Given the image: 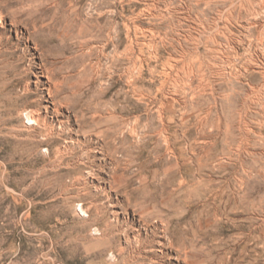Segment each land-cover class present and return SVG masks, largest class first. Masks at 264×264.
Segmentation results:
<instances>
[{
    "label": "rangeland",
    "instance_id": "obj_1",
    "mask_svg": "<svg viewBox=\"0 0 264 264\" xmlns=\"http://www.w3.org/2000/svg\"><path fill=\"white\" fill-rule=\"evenodd\" d=\"M0 36V264H264V0H0Z\"/></svg>",
    "mask_w": 264,
    "mask_h": 264
},
{
    "label": "bare ground",
    "instance_id": "obj_2",
    "mask_svg": "<svg viewBox=\"0 0 264 264\" xmlns=\"http://www.w3.org/2000/svg\"><path fill=\"white\" fill-rule=\"evenodd\" d=\"M98 7V6H97ZM108 8H111V7H108ZM97 9V8H96ZM72 10V9H71ZM100 12H101V14L103 13L102 11H103V9H98ZM72 11H74V10H72ZM98 12V11H97ZM74 13V12H73ZM71 14V15H74V14ZM102 16V15H101ZM62 20H61V23H62V36L64 37V39H70V38H74V37H76V36H79V37H86V36H90V34L92 33V29L90 28V27H87L86 25H84V24H77L78 22H76V21H74L72 18H71V16L69 15V14H67V13H63L62 14ZM81 18V17H80ZM78 19V18H77ZM97 25V24H96ZM127 26V25H126ZM132 26V25H131ZM130 27V26H129ZM33 28V27H32ZM32 28H30V29H32ZM34 29V28H33ZM94 30V29H93ZM99 30V29H98ZM104 31V30H103ZM132 32V31H131ZM131 34V33H130ZM93 35V34H92ZM96 36V35H95ZM137 36V35H136ZM46 37V36H45ZM58 37V36H57ZM107 37H108V39H109V41H113V42H115L116 41V39H117V36H116V34H115V32L112 30V29H110L109 31H108V33H107ZM41 38V37H40ZM94 38V37H93ZM96 38V37H95ZM37 39H38V37H37ZM45 39V38H44ZM46 39H47V37H46ZM21 40V39H20ZM39 40V39H38ZM43 40V39H42ZM75 40V39H74ZM97 40V39H96ZM99 40V39H98ZM97 40V41H98ZM32 41H34V33L33 34H31V37H29V39H27V43H30V42H32ZM40 41V40H39ZM47 41V40H46ZM50 41V40H49ZM117 41H118V39H117ZM139 42V41H138ZM0 43H2L3 44V38L0 36ZM44 43V42H43ZM97 43V42H96ZM115 43H117V42H115ZM34 44H35V47L33 48L34 50V54H32V55H34V68L35 67H38L39 66V69H40V72L42 73L41 75L42 76H46L48 79H49V81H50V87H49V89H48V94H49V96H51V97H55L56 95H58V94H61V93H63V95H64V93H67L68 94V92H70L69 90H68V85H69V83H70V80L67 78V77H65V76H62L61 75V68H60V66L58 65V62L56 61V56H55V54H54V52H52L50 49H45L44 48V50L42 49V47H44V46H42V45H40L41 43L40 42H36L35 43V41H34ZM100 44V43H99ZM82 45V44H81ZM106 45V44H105ZM135 45V44H134ZM47 46V43L45 44V47ZM86 46V45H85ZM92 46V45H91ZM99 46H101V45H99ZM52 47V46H51ZM79 47V46H78ZM93 47H94V45H93ZM104 47V46H103ZM108 47V46H107ZM115 47V46H114ZM120 47V46H119ZM49 48H50V46H49ZM90 48V47H89ZM53 49V48H52ZM82 49V48H81ZM42 51L41 52V55L39 56V59H41L42 60V63H40V64H36V62H35V60H36V54H38V52L39 51ZM131 50L132 49H130L129 48V46L128 47H126L125 48V50H124V53H123V55H125V57H127V59L129 60V61H131L132 60V57H131ZM32 52V48H30V47H28L27 46V48L24 50V52L26 53V52ZM56 52V51H55ZM118 52V46H116L115 47V54ZM142 52V51H141ZM136 53V52H135ZM28 54V53H27ZM141 54V53H140ZM142 55H143V53H142ZM121 56V55H120ZM135 56V55H134ZM113 57V56H112ZM110 58V57H109ZM114 59V58H113ZM134 59V58H133ZM58 60V59H57ZM81 60H82V57H81ZM81 60H79L78 61V63H77V66H78V73H79V75H85V74H87V72H88V69L86 68V66L83 64V62L81 63ZM136 61V60H135ZM85 62V61H84ZM116 62V61H115ZM254 62H255V60H254ZM257 62V61H256ZM96 63V62H95ZM130 63H132V61L130 62ZM99 64V63H98ZM245 64H247V63H245ZM255 64V63H254ZM36 65H38V66H36ZM111 65V64H110ZM130 65V64H129ZM4 66H5V68H6V70L7 71H9V72H17L16 70H17V67H16V65H14L13 63H11V62H5V64H4ZM31 67L32 69H33V62H32V60L30 59L29 60V63H28V67ZM243 66H244V64H243ZM27 67V68H28ZM247 67V66H246ZM252 67H253V65H252ZM97 69V72H96V79L98 78L100 81H105V72H104V70H103V67L101 66V64H99L98 65V67H96ZM111 68H112V65H111ZM125 68H127V67H125ZM137 68V67H136ZM109 69H110V67H108L107 68V72L109 71ZM113 69V68H112ZM111 69V70H112ZM130 69V68H129ZM128 69V70H129ZM133 69V68H132ZM135 69V68H134ZM229 69V68H228ZM249 69V68H248ZM256 69V68H255ZM30 70L31 69H28V71L30 72ZM261 70H262V73H264V66L261 68ZM27 71V72H28ZM220 71V70H219ZM224 71V70H223ZM231 71V70H230ZM232 71H234V69L232 70ZM240 71V70H239ZM256 71V70H255ZM259 71V70H258ZM91 72V71H90ZM132 72V71H131ZM229 72V71H228ZM227 72V73H228ZM241 72H242V70H241ZM92 73V72H91ZM127 73V72H126ZM222 73V72H221ZM231 73V72H230ZM234 72H232L231 74H233ZM244 73H245V71H244ZM95 74V73H94ZM243 74V73H242ZM246 74V73H245ZM229 75V74H228ZM130 76V75H129ZM90 77H91V75H90ZM94 77V76H93ZM219 77V76H218ZM242 77V76H241ZM223 78V77H222ZM228 78V77H227ZM108 79V78H107ZM81 80V79H80ZM79 80V81H80ZM93 80H95V79H93ZM108 82H109V80H107ZM225 81V80H224ZM242 81V80H241ZM11 82H12V80H11ZM11 82H5V84H3L5 87L9 84V83H11ZM223 82V81H222ZM81 82H79V84H80ZM105 83V82H104ZM133 83V82H132ZM13 84V83H12ZM38 84V83H37ZM75 85V84H74ZM77 89V88H76ZM25 90L26 91H29V86H26V88H25ZM72 94V95H71ZM70 95H71V97L74 99L73 101H74V103L75 104H77L78 105V103H76V102H79L78 100H80L78 97H79V94H80V91L79 90H73L72 91V93H71ZM60 96V95H59ZM229 96V95H228ZM64 97V96H63ZM65 99H66V101L64 102H62L61 103V105H70V106H72V99H69V98H66V96H65ZM58 103V102H57ZM74 104V105H75ZM73 105V106H74ZM77 107V106H76ZM113 107V106H112ZM161 107V106H160ZM163 108V107H162ZM162 108H160V110L162 109ZM93 110V109H92ZM160 110H159V112H160ZM93 112V111H92ZM106 113V112H105ZM118 113V112H117ZM163 113V112H162ZM210 114V113H209ZM112 115H114V113H111V111L109 112V114L106 116V114H104V112H102L101 110H99V107L97 108V110H94V116H92L93 118H94V123L96 124V126H97V129H99L100 130V133L102 134V136H106V135H109V134H106V132L105 131H102V129L107 125V123H110V118H109V116L111 117ZM211 115V114H210ZM210 115H208V116H210ZM240 115V114H239ZM212 116V115H211ZM30 119L31 120H33L35 123H37V125H42L43 126V128L45 127V129H46V131H45V133L46 134H44V136L46 137V138H50V137H52L53 136V134L55 133V132H57V130L58 131H60V132H63V127H64V125L63 124H61V123H57V125L56 126H52L51 128L50 127H48L47 126V123L44 121L45 119H43V116L39 113V111H33V112H31L30 113ZM221 119V118H220ZM241 119V118H240ZM129 120V119H128ZM125 121V120H124ZM241 121V120H240ZM119 122V121H118ZM202 122V121H201ZM239 122V121H238ZM128 123V122H127ZM137 123H138V121H137ZM204 123V122H203ZM114 124V123H113ZM126 124V123H125ZM207 124V123H206ZM240 124H242L241 122H240ZM137 125V124H136ZM135 125V126H136ZM121 126H123V125H121ZM204 126V125H203ZM242 126V125H241ZM117 127V126H116ZM130 128V127H129ZM129 128H128V130H129ZM136 129H137V127H135ZM146 128V127H145ZM121 129V128H120ZM127 130V129H126ZM135 130V129H134ZM138 130V129H137ZM246 130V129H245ZM249 130V129H248ZM245 131V134L246 135H249L248 134V132L249 131ZM124 131V130H123ZM138 132V131H137ZM132 134H133V132H131ZM139 134H140V132H139ZM161 134V133H160ZM134 135H135V133H134ZM245 135V136H246ZM137 136V135H136ZM110 137V136H109ZM108 137V138H109ZM138 137H141V136H138ZM250 137V136H249ZM165 138V137H164ZM229 138H234L232 135H230L229 134V137H228V139ZM104 139V138H103ZM107 139V138H106ZM165 140V139H164ZM166 140H167V138H166ZM165 140V141H166ZM248 141V140H247ZM250 141V140H249ZM245 144H247V143H245ZM228 145H230V144H228ZM241 148V147H240ZM102 149V148H101ZM238 150V149H237ZM202 162V161H201ZM219 162H222V161H219ZM217 168V167H216ZM218 169V168H217ZM240 175V174H239ZM243 177H241V179H242ZM245 180V179H244ZM243 180V181H244ZM163 181V180H162ZM242 181V180H241ZM240 181V182H241ZM241 182L242 184L243 183H245V182ZM240 184V183H239Z\"/></svg>",
    "mask_w": 264,
    "mask_h": 264
}]
</instances>
